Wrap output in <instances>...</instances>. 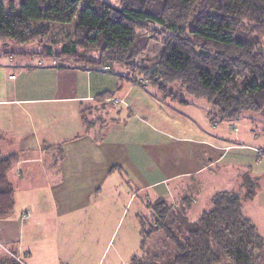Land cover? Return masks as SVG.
Returning <instances> with one entry per match:
<instances>
[{"label": "crops", "instance_id": "1", "mask_svg": "<svg viewBox=\"0 0 264 264\" xmlns=\"http://www.w3.org/2000/svg\"><path fill=\"white\" fill-rule=\"evenodd\" d=\"M198 100L167 97L143 76L114 67L0 50V153L16 157L7 174L14 208L0 219V256L10 249L23 264H128L140 251L133 235L141 240L139 220L147 215L139 209L148 202L167 201L170 188L177 196L170 205H192L196 199L185 191L203 190L244 150L264 162V150L240 142L239 131L229 134L226 121L212 119L210 105ZM88 108L102 117L97 131L83 119ZM246 170L218 181L210 203L216 192L232 191L228 183L240 187ZM256 198L242 206L250 221ZM135 199L143 205L133 214ZM255 227L264 237L263 225Z\"/></svg>", "mask_w": 264, "mask_h": 264}, {"label": "trees", "instance_id": "2", "mask_svg": "<svg viewBox=\"0 0 264 264\" xmlns=\"http://www.w3.org/2000/svg\"><path fill=\"white\" fill-rule=\"evenodd\" d=\"M78 10V36L57 53L53 46H45L48 56L85 62L93 69L108 65L128 74L138 71L149 86L184 102L170 89L177 85L183 94L206 100L215 110L212 119L220 121L264 108V49L258 37L264 34V0H121L117 6L96 0H16L8 7L0 0V41H36L48 33L41 23L68 25ZM144 22L168 33L151 67L137 62L152 37L138 33ZM92 52L96 56L87 55ZM93 110L85 109L87 127L102 119L94 117ZM15 159L0 153V219L13 212L14 189L7 174ZM240 187L242 196L216 192L212 208L195 220L188 218L186 201L148 202V230L147 218L139 220V250L142 255L147 251V256H134L130 264H264V237L242 213L243 203L257 194V179L245 172ZM152 236H161L164 244L150 253L147 242ZM0 264L23 262L10 252L0 256Z\"/></svg>", "mask_w": 264, "mask_h": 264}, {"label": "rangeland", "instance_id": "3", "mask_svg": "<svg viewBox=\"0 0 264 264\" xmlns=\"http://www.w3.org/2000/svg\"><path fill=\"white\" fill-rule=\"evenodd\" d=\"M16 0H3L4 4L6 7L9 6V4L12 2L14 3ZM97 3H108L110 5H114L117 6L120 4L121 0H96ZM162 1V0H160ZM80 16V10L77 11L73 21L68 24V25H60V24H55V23H51V22H43L41 23L44 27H46L45 29L48 30V33L45 36H42L40 38H38L36 41H32L29 43H16L10 40L1 42L0 41V50L1 53L3 54L5 50H7V52H12L14 54L15 57H20V56H27L28 58H39V57H43V60H50L52 62H64L67 61L65 57H60V56H54V55H49L48 53L49 51L47 50V48L45 46H53V53H57L58 50L60 49V47H62V45L66 42H68V40H70L72 37H77L78 33L76 32V26L75 23L77 22V20L79 19ZM141 31H138V33H143L146 35H150L152 36L150 39V44H149V48L147 50V52H145L142 57L137 60V62L140 65H144L147 67H151L154 63V61L156 60V58L159 56L162 46H161V42L168 36V33L161 27H159L157 24L151 23V22H144L143 24V30L140 29ZM259 39H260V43L262 46V50L264 49V34L263 36L258 35ZM52 53V54H53ZM87 55L90 56H96V53L92 52L89 53ZM70 61V60H69ZM85 62H83L84 64ZM114 70L116 72H126V70L119 68L118 66L114 67ZM138 71H134L133 74L135 75H139L137 73ZM242 83L239 82V86H241ZM170 89H173V92H175L176 95H174V97H181V100L183 101H187L188 97H191L187 94H183L177 85H173L172 87H170ZM156 91H158L156 89ZM159 92V91H158ZM160 94H162L161 92H159ZM169 93V92H168ZM192 99H194L193 97H191ZM176 100H180L178 97L176 98ZM200 100V101H199ZM198 103H204L206 105H209V103L204 100V99H199ZM210 113H213L214 115V111L212 109V107L210 106ZM89 112V111H88ZM94 118V117H93ZM228 122V123H227ZM224 124L227 125V130L229 132V134L234 132H237V136L238 139H241L242 141L240 142H244V144L249 145L250 147L252 146H256L259 148H261L260 150H264V108L262 109V111L259 112H246L244 114H242L240 117L235 118L232 121H226ZM98 125V124H97ZM97 127L94 126L93 127V131H97ZM236 135V134H234ZM258 137L257 140H255V138ZM256 141V142H255ZM257 149V148H256ZM262 151L260 152V154L262 153ZM245 153V154H244ZM241 159H232L234 160L233 163L234 165H230L227 168H221L220 171H215L213 172L214 175H217L216 177L213 176H209V182H207L204 185V189L201 191H198L196 189L191 188L189 191H185L186 195H192V197H194L196 199V202L193 203L192 205H190V210L188 213V218L190 220H195L198 215L203 211V210H209L212 208V204L210 203V197L211 195L215 192V188H217V182L221 181V180H229L232 178L233 174L232 172L237 171L239 168L242 167H246L247 170H250V174L252 173V171H256L259 172L260 176H256L255 178L257 179V183L259 185V188L257 189V194L256 196L258 198H256V200L254 201H258L259 205H257V202H253L256 203L255 205H250V207L248 208L254 215L255 217L252 218V224H259V226L263 225V229H264V162H261L262 160H259L258 156L256 153H254L253 151L247 149L244 150ZM259 153V152H258ZM235 154V152L231 151L230 155L231 157H233ZM260 163V164H259ZM239 164V165H238ZM221 171H223V173H225L226 171L227 174H225L224 176H221ZM221 177V179L219 178ZM233 181V180H232ZM228 188H231L232 191H235L237 194L241 195L244 193V190L241 187H235L234 188L233 184H227ZM133 188L135 190L136 193L139 194V196L142 195V193L140 192V190L138 189V187H136L135 185H133ZM169 193L168 195H166L165 197L167 198V203L171 204L173 202V197H177L175 196V193L171 194V190L170 188H168ZM230 190V189H229ZM145 193V192H144ZM149 196H151L149 193H147ZM124 196V195H123ZM126 197V195H125ZM127 201V199H125ZM263 204V205H262ZM131 205V204H129ZM140 207V205H143L142 203L139 202L138 199H135L133 204H132V208L131 211L133 212V214H136V209L137 207ZM146 205V204H144ZM243 206V205H242ZM129 212L132 213V212ZM141 212V213H140ZM149 210H147V207L139 209V213L141 215L146 216L147 215V219L146 220V224H145V228L148 230V228L150 227V223L148 222V218H150V214H149ZM149 214V216H148ZM131 215V214H130ZM257 222V223H256ZM140 230V228H139ZM262 231V230H261ZM122 232V230L120 229L118 231L117 237L118 235H120V233ZM137 233H138V229H137ZM139 234V233H138ZM138 234L133 235V241L135 243V246L139 247L138 245V241H140V237L138 238ZM164 244V241H162L161 236H152L148 239L147 242V249L149 251L150 249V253L153 252V250H158V248L160 245ZM159 245V246H158ZM134 246V247H135ZM160 249H163L161 247H159ZM11 251L10 249H6L4 255L6 254H10ZM13 255L18 258L19 260H21L17 254H15L13 252ZM142 253H140V251L137 252V254L135 256H141ZM144 256H147V251L145 252V254H143ZM142 255V256H143ZM22 262V260H21ZM130 260L128 261V264H130Z\"/></svg>", "mask_w": 264, "mask_h": 264}, {"label": "built area", "instance_id": "4", "mask_svg": "<svg viewBox=\"0 0 264 264\" xmlns=\"http://www.w3.org/2000/svg\"><path fill=\"white\" fill-rule=\"evenodd\" d=\"M110 69V67L108 66V65H104V66H102L101 68H100V70H102V71H108ZM114 104H116L117 102H118V100L117 99H112L111 100ZM257 152H261L260 150H257Z\"/></svg>", "mask_w": 264, "mask_h": 264}]
</instances>
